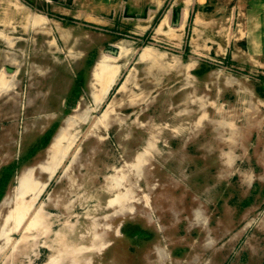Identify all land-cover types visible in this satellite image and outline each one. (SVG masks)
<instances>
[{
    "label": "rangeland",
    "instance_id": "1",
    "mask_svg": "<svg viewBox=\"0 0 264 264\" xmlns=\"http://www.w3.org/2000/svg\"><path fill=\"white\" fill-rule=\"evenodd\" d=\"M188 2L0 0V264H264L262 28Z\"/></svg>",
    "mask_w": 264,
    "mask_h": 264
},
{
    "label": "crops",
    "instance_id": "2",
    "mask_svg": "<svg viewBox=\"0 0 264 264\" xmlns=\"http://www.w3.org/2000/svg\"><path fill=\"white\" fill-rule=\"evenodd\" d=\"M188 3V15L197 11L210 12L209 17H214L218 16L219 10L225 12L224 18L239 28L237 38H249L250 27L262 28L259 35L264 38V0H189ZM166 8L165 16L172 17V7L167 5ZM205 17L207 18L206 13ZM174 18L181 23L182 15L177 14Z\"/></svg>",
    "mask_w": 264,
    "mask_h": 264
},
{
    "label": "bare ground",
    "instance_id": "3",
    "mask_svg": "<svg viewBox=\"0 0 264 264\" xmlns=\"http://www.w3.org/2000/svg\"><path fill=\"white\" fill-rule=\"evenodd\" d=\"M100 66H101V69H108L111 67V64L108 63L107 61H105L104 59H102ZM57 158H60V157H57ZM56 167H57V165L53 168V170ZM23 186H25V187H23ZM22 187H23V189H20L22 197L29 194V191H31V190H33V191L38 190V185H37V183L34 182V180H32L29 172L25 173L21 179V188ZM38 195H39V192H36V198L38 197ZM36 198H34V196L32 195L33 200H35ZM30 206L29 205L27 206L25 203H20V205L19 204L17 205V208L14 211L15 213L13 214L14 219L17 221L16 223L19 224V223H21V221H23V219L25 218V212H27L28 209L29 210L31 209ZM39 217L40 216L35 215L34 217H32L33 221L37 222ZM74 261H77V259L72 258L71 262H74Z\"/></svg>",
    "mask_w": 264,
    "mask_h": 264
}]
</instances>
